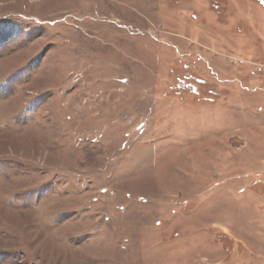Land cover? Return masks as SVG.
<instances>
[{"label": "rangeland", "instance_id": "1", "mask_svg": "<svg viewBox=\"0 0 264 264\" xmlns=\"http://www.w3.org/2000/svg\"><path fill=\"white\" fill-rule=\"evenodd\" d=\"M0 264H264V0H0Z\"/></svg>", "mask_w": 264, "mask_h": 264}]
</instances>
